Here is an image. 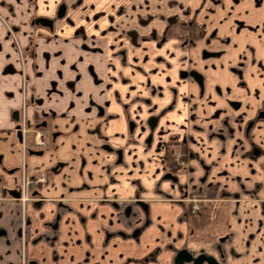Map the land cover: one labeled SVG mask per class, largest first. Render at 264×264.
<instances>
[{
  "label": "crops",
  "instance_id": "1",
  "mask_svg": "<svg viewBox=\"0 0 264 264\" xmlns=\"http://www.w3.org/2000/svg\"><path fill=\"white\" fill-rule=\"evenodd\" d=\"M0 17L21 48L0 18V264H264V0H0Z\"/></svg>",
  "mask_w": 264,
  "mask_h": 264
},
{
  "label": "rangeland",
  "instance_id": "2",
  "mask_svg": "<svg viewBox=\"0 0 264 264\" xmlns=\"http://www.w3.org/2000/svg\"><path fill=\"white\" fill-rule=\"evenodd\" d=\"M185 33H186L187 37L190 36V33L188 31L185 32ZM131 37H133V36H131ZM191 71H193V69H191ZM183 72H185V71H183ZM161 112H162V110H160V113ZM21 118H22V120H21L20 125H21V127L23 128V131L26 134L28 142H32L33 139H34L35 142L43 141V143H45V138L46 137L44 138V134L40 131V129L37 130V129L33 128L32 130H30V128L28 126V123H27V119H26L25 114H24V109L23 108L21 109ZM250 121H252V120H250ZM217 132L218 131H214L213 133L216 134ZM37 135H38V137H37ZM46 144H47V142H46ZM175 145L176 144L173 143V142L170 143L169 146H168V151L170 152V156H172L173 160L176 162L177 167L178 168H183L186 165V163H187V155H186V153L184 151L185 149H183V145L182 144L181 145L179 144L177 146V148L174 147ZM46 149H48V148H46ZM48 150H50V149H48ZM48 150H46V151H48ZM57 165H58V162L56 164H54L53 167H56ZM172 171L176 172V169L172 170ZM32 182L33 181L28 180V179L22 181L21 190H20V200L22 202H25L26 200H28L30 198L28 196L27 187H28V184H30ZM226 196L229 197V195L226 194L225 197H223V198H227ZM193 197H196L199 200L198 202H196V205L199 206V210L196 213H198L200 211V209H201L200 203L203 200L208 199L205 196L204 197L203 196L200 197V196L195 195V194H190L189 196H185L183 198V200L186 201L187 203H189L188 206L186 207V214H188V215L196 214V213H192L191 212V207H192L191 204H193L194 202L193 201H189V199H192ZM234 197L237 198V196H234ZM227 199L229 200L231 198H227ZM209 200H214V198H209ZM222 200H226V199H222ZM222 216L223 215L221 214V218H222ZM223 222H224V220H221L220 223L223 224ZM24 224H26V220L24 219V216L22 214L20 216V225L23 227ZM222 239L224 240L225 238L222 237ZM219 240H220V238H219ZM216 248L219 250V257L220 258L222 257V259H223L224 258V243L220 242V241L217 242ZM220 264H224V262L222 261Z\"/></svg>",
  "mask_w": 264,
  "mask_h": 264
},
{
  "label": "water",
  "instance_id": "3",
  "mask_svg": "<svg viewBox=\"0 0 264 264\" xmlns=\"http://www.w3.org/2000/svg\"><path fill=\"white\" fill-rule=\"evenodd\" d=\"M41 23L44 25H50L51 26V20L49 19H40ZM195 77H198L195 73H191ZM14 118L15 120L18 119V112H14ZM251 124V123H250ZM37 154H41L42 151L35 152ZM174 261L176 264H218L216 259L213 256H208L204 253H201L197 256L192 255L189 253L186 249H182L179 252H177Z\"/></svg>",
  "mask_w": 264,
  "mask_h": 264
},
{
  "label": "flooded vegetation",
  "instance_id": "4",
  "mask_svg": "<svg viewBox=\"0 0 264 264\" xmlns=\"http://www.w3.org/2000/svg\"><path fill=\"white\" fill-rule=\"evenodd\" d=\"M60 9L61 10H63V5L62 6H60ZM60 9H59V11H60ZM59 11H58V13H59ZM1 18V17H0ZM2 19V22L4 23V25H5V27H6V32H7V38H11L12 39V41L14 42V44L16 45V47H17V49H18V51L21 53V48H20V46H19V42H18V39H17V35H16V30H15V28L12 26V25H10V24H8L5 20H3V18H1ZM40 19H43V18H35L34 20H33V22H40L41 23V21H40ZM44 19H46V18H44ZM42 24V23H41ZM44 25V24H43ZM51 25H52V22H51ZM18 112V119L16 120V121H18V122H20L21 123V120H22V118H21V112H19V111H17ZM13 116H14V113H13ZM20 132L22 133V135H24L25 134V132L23 131V128L21 127V125H20ZM33 141H34V139H33ZM46 140H45V143L43 144V145H38L35 141L33 142V148H35V149H37V148H39V149H42V148H45L46 146H47V144H46ZM41 151V150H40ZM42 175V178L43 179H40V180H38V178L40 177ZM45 178H46V173H44V172H41V173H38V174H36L35 176H33L32 178H30L29 180H31V181H33V182H42V181H45ZM199 255V254H198ZM197 256V255H196ZM176 264V263H175Z\"/></svg>",
  "mask_w": 264,
  "mask_h": 264
},
{
  "label": "trees",
  "instance_id": "5",
  "mask_svg": "<svg viewBox=\"0 0 264 264\" xmlns=\"http://www.w3.org/2000/svg\"><path fill=\"white\" fill-rule=\"evenodd\" d=\"M186 30L190 33L191 38H195L203 35V31L200 30V28L197 27V25L194 23H191L190 25L188 24ZM166 163L170 170H175L178 168L176 162L173 160L172 156H170V152L168 151V148L166 155Z\"/></svg>",
  "mask_w": 264,
  "mask_h": 264
},
{
  "label": "built area",
  "instance_id": "6",
  "mask_svg": "<svg viewBox=\"0 0 264 264\" xmlns=\"http://www.w3.org/2000/svg\"><path fill=\"white\" fill-rule=\"evenodd\" d=\"M37 137H38V135H37ZM38 145H43L44 143H43V141H40V142H36ZM40 179H43L42 178V175L38 178V180H40ZM189 201H193L194 203L193 204H191V212L192 213H196L198 210H199V206H197L196 205V202H198L199 200L196 198V197H193L192 199H189Z\"/></svg>",
  "mask_w": 264,
  "mask_h": 264
}]
</instances>
